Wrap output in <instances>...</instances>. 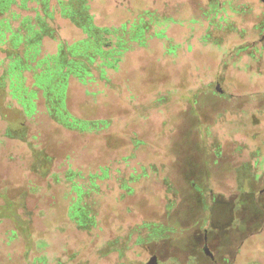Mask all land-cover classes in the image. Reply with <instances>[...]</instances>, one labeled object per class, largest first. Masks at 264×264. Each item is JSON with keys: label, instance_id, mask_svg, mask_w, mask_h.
<instances>
[{"label": "rangeland", "instance_id": "rangeland-1", "mask_svg": "<svg viewBox=\"0 0 264 264\" xmlns=\"http://www.w3.org/2000/svg\"><path fill=\"white\" fill-rule=\"evenodd\" d=\"M90 3L99 25L142 16L149 28L137 39L121 28L110 83L100 56L95 81L70 80V110L108 121L99 130L55 123L41 91L22 114L0 88V264H264V1ZM84 36L38 0L13 4L0 13V77L30 85L33 71L12 70L19 55L36 66ZM21 121L53 158L46 175L6 135ZM81 190L90 221L74 216Z\"/></svg>", "mask_w": 264, "mask_h": 264}, {"label": "trees", "instance_id": "trees-1", "mask_svg": "<svg viewBox=\"0 0 264 264\" xmlns=\"http://www.w3.org/2000/svg\"><path fill=\"white\" fill-rule=\"evenodd\" d=\"M28 1L0 0V13H5L13 4L27 8ZM38 1L42 4V10L46 16L53 17L54 13H57L63 18L69 19L85 36L71 44L62 40L58 41L55 54L44 56L36 66L28 62V59H31L30 55L26 54L25 57L19 55L16 62L12 64V70L18 63L20 69L26 68L33 71L30 76V85L25 84L27 77L19 71L15 78L11 75L8 81L5 79V74L0 77V88L8 87L9 94L17 99V102L23 107L21 109L22 114L32 116L36 112V98L41 91L46 111L55 123L78 131L99 130L107 125L108 121L84 119L74 115L70 110L68 103L70 80L74 78L82 84L95 81L96 77L93 76L91 64L96 57L100 56L101 62L96 65L100 71L99 79L110 83L111 80L107 74L108 69L118 66L119 56L117 54L121 53V48L126 43L123 42V37L120 35L121 28L126 29V23H128L134 38H142L144 31L149 28V22L141 16L139 21L130 20L120 27L117 25H99L95 20L96 12L92 10L91 0H56V6L53 8L49 6V2L52 0ZM37 20L40 24L41 35L43 33L53 36L54 29L50 28L42 17ZM6 135L18 138L28 144L32 154L31 168L34 171L42 175L49 172L53 158L46 150L38 148L32 141H29L28 125L24 121L17 124L11 123L6 129ZM95 175H91L90 178V184L93 186L96 185L93 178ZM69 178H71V174ZM83 192V190L78 192L80 198L74 205V216L87 218L90 221L92 219L89 216L90 211L81 206L79 202Z\"/></svg>", "mask_w": 264, "mask_h": 264}, {"label": "water", "instance_id": "water-1", "mask_svg": "<svg viewBox=\"0 0 264 264\" xmlns=\"http://www.w3.org/2000/svg\"><path fill=\"white\" fill-rule=\"evenodd\" d=\"M262 1H264V0H262ZM153 261L152 262H150L149 264H156V256L155 257H153V259H152Z\"/></svg>", "mask_w": 264, "mask_h": 264}]
</instances>
